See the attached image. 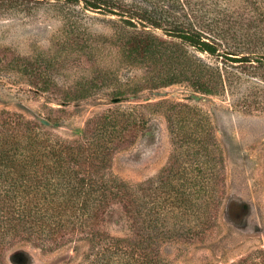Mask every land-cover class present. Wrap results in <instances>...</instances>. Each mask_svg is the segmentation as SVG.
Listing matches in <instances>:
<instances>
[{
  "label": "trees",
  "instance_id": "obj_1",
  "mask_svg": "<svg viewBox=\"0 0 264 264\" xmlns=\"http://www.w3.org/2000/svg\"><path fill=\"white\" fill-rule=\"evenodd\" d=\"M54 1L160 29L158 36L136 27L123 41L125 52L143 71L154 73L150 91L185 76L196 90L218 94L223 85L219 66L214 68L203 56L264 67V0H236L233 8L209 0L203 9L190 6L189 0ZM124 36L119 28L120 41ZM168 57L190 76L183 71L163 75L171 65ZM138 107L99 113L88 120L78 140L53 134L50 118L36 122L18 112L0 114V264H32L25 250L11 251L15 243L44 251L72 244L79 252L72 264H172L161 256L164 241L207 237L225 193V178L211 132L201 152L195 147L196 134L185 137L180 131L187 123L201 125L197 106L172 115L180 125L173 130L175 143L187 150L174 155L157 181L131 189L104 173L117 151L153 131ZM192 213L198 214L195 225L201 230H192L187 219ZM231 264H264V248Z\"/></svg>",
  "mask_w": 264,
  "mask_h": 264
},
{
  "label": "rangeland",
  "instance_id": "obj_2",
  "mask_svg": "<svg viewBox=\"0 0 264 264\" xmlns=\"http://www.w3.org/2000/svg\"><path fill=\"white\" fill-rule=\"evenodd\" d=\"M189 1L190 6L203 9L213 0ZM214 1L226 8L237 4L236 0ZM118 18L85 10L82 4L0 0V114L18 112L36 122L50 118L48 129L53 134L78 140L88 120L99 113L114 114L118 108L146 104L138 109L151 121L153 131L117 151L111 168L104 171L137 189L157 181L174 155L187 150L175 143L173 130L180 125L172 115L177 109L197 106L202 110L201 125L187 123L180 131L185 137L196 134L195 147L201 152L211 132L225 193L207 237H171L160 246L161 256L172 264H231L264 248V67L255 61L252 65L221 63L222 57L203 56L214 68L219 66L223 85L218 94L196 90L185 76L150 91L154 73L143 71L125 52L123 41L136 27L158 36L162 31ZM119 28L125 34L122 41ZM168 59L171 65L163 75L183 71L190 76L173 57ZM116 97L122 102H112ZM184 166L195 165L184 162ZM197 216L187 217L193 231L201 230L195 225ZM17 249L25 250L32 264H72L79 255L72 244L54 251L13 244L11 251Z\"/></svg>",
  "mask_w": 264,
  "mask_h": 264
},
{
  "label": "water",
  "instance_id": "obj_3",
  "mask_svg": "<svg viewBox=\"0 0 264 264\" xmlns=\"http://www.w3.org/2000/svg\"><path fill=\"white\" fill-rule=\"evenodd\" d=\"M121 101H122V98H120V97H116V98L112 99V102H114V103H118V102H121Z\"/></svg>",
  "mask_w": 264,
  "mask_h": 264
}]
</instances>
